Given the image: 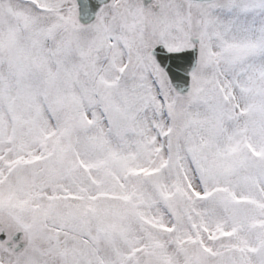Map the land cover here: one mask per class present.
Wrapping results in <instances>:
<instances>
[{
    "label": "snow or ice",
    "instance_id": "6c2138e0",
    "mask_svg": "<svg viewBox=\"0 0 264 264\" xmlns=\"http://www.w3.org/2000/svg\"><path fill=\"white\" fill-rule=\"evenodd\" d=\"M0 264H264V0H0Z\"/></svg>",
    "mask_w": 264,
    "mask_h": 264
}]
</instances>
